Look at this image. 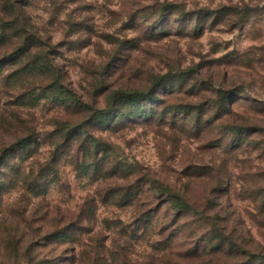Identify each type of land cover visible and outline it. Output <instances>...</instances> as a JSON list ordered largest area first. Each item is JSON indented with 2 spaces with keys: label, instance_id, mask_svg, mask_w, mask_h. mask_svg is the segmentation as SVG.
<instances>
[{
  "label": "rangeland",
  "instance_id": "1",
  "mask_svg": "<svg viewBox=\"0 0 264 264\" xmlns=\"http://www.w3.org/2000/svg\"><path fill=\"white\" fill-rule=\"evenodd\" d=\"M25 9L55 47L64 85L87 101L97 82L102 104L119 86L144 89L164 76L136 101L153 119L134 113L101 135L120 161L164 179L190 208L174 213L159 199L145 214L125 200L99 206L98 223L114 237L99 264H264V0H27ZM5 88L0 79L3 140L18 102ZM44 94L52 96L35 91L18 107L25 132L45 140L33 159L49 151L58 120L84 118ZM69 161L60 158L46 201L71 206L94 188ZM20 184L0 194V264H17L2 249V214L22 197Z\"/></svg>",
  "mask_w": 264,
  "mask_h": 264
},
{
  "label": "trees",
  "instance_id": "2",
  "mask_svg": "<svg viewBox=\"0 0 264 264\" xmlns=\"http://www.w3.org/2000/svg\"><path fill=\"white\" fill-rule=\"evenodd\" d=\"M22 1L0 0V79L6 93L18 99L10 103V112L4 119L9 138L3 140L6 136L0 134V194L3 200L19 180L24 190L22 197L31 192L37 201L28 207L29 202L23 201L26 198L18 197L2 214V249L10 248L17 264H99L108 251L105 240L114 241L111 232L105 233L98 223L99 206L120 205L125 200L135 207H147L145 214L157 208L152 201L159 199V207L168 204L174 213L190 208L164 179L120 161L122 158L114 154L101 135L103 129L130 120L134 113L153 119L157 112L141 110L143 104L136 101L152 97L153 87L161 84L164 76L155 77L151 87L146 85L148 88L144 89L119 86L107 93L102 104L96 98L100 94L97 82L96 93L90 98L88 92L90 99L85 100L64 85V76L55 64V47L50 38L39 33L25 9L27 0ZM95 83L90 82L92 86ZM44 89L52 93L44 96L61 104L65 112L80 111L84 118L81 123L70 118L58 120L52 130L57 137L49 134V151L42 158L36 155L33 159L45 140L25 132L26 121L21 119L18 107L36 101L39 97L31 95ZM72 106L75 109H70ZM62 155L70 157L69 164L75 170L95 181L94 188L71 206L50 203L44 196L51 180H57ZM19 175L23 178L16 177ZM109 252L116 253L112 248Z\"/></svg>",
  "mask_w": 264,
  "mask_h": 264
}]
</instances>
